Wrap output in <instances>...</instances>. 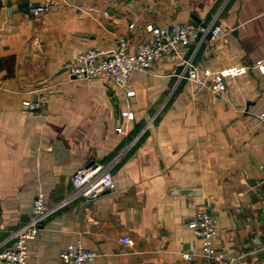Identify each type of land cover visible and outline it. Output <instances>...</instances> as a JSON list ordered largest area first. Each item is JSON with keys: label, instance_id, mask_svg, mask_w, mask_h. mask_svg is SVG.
Wrapping results in <instances>:
<instances>
[{"label": "crops", "instance_id": "crops-1", "mask_svg": "<svg viewBox=\"0 0 264 264\" xmlns=\"http://www.w3.org/2000/svg\"><path fill=\"white\" fill-rule=\"evenodd\" d=\"M30 4L50 9L34 18ZM187 21L223 31L134 70L131 97L103 77L70 75L80 51L111 50L124 36L135 52L148 24ZM190 59L249 69L216 91L181 77ZM260 59L264 0H0V251L42 191L49 206L72 200L29 242L30 264H63L60 253L78 240L97 253L92 264H219L188 225L201 208L217 215L215 245L230 264H264ZM43 97L36 110L24 105ZM92 164L109 168L115 188L73 196L74 175Z\"/></svg>", "mask_w": 264, "mask_h": 264}, {"label": "built area", "instance_id": "built-area-1", "mask_svg": "<svg viewBox=\"0 0 264 264\" xmlns=\"http://www.w3.org/2000/svg\"><path fill=\"white\" fill-rule=\"evenodd\" d=\"M49 4H30L28 13L39 18L48 12ZM146 32L151 36L142 39L135 52L129 51V41L126 37L118 38L115 47L111 50H100L90 48L80 51L75 55L74 63L70 69V75L87 82L99 77L112 81L128 96L135 94L129 90L128 83L134 70H148L153 63L167 53L179 54L180 48L198 38L202 32L211 30L213 36L222 33L223 27L216 25L213 28H206L195 22H180L171 27H160L154 24L146 26ZM185 72L181 77L187 78L200 87L212 86L214 90L220 91L224 88L225 79L248 72L249 67L245 65H233L220 70L213 71L209 68H201L193 60H185ZM256 66L264 73V60L257 61ZM45 97L40 102L25 100L24 105L29 110H36L44 103ZM129 119L134 118L133 112H123ZM257 118L264 124V110L257 113ZM117 130L122 132V127ZM75 191L73 196L81 195L86 199L111 191L115 188L112 175L108 167L101 164H92L82 167L74 175ZM72 200L71 197L64 199L56 206H49L45 194L39 191L33 201V212L29 220L12 232L15 242L13 246L0 251V262L7 264H30L29 242L34 240L48 216L58 209L64 207ZM188 225L193 229L194 234L200 239L201 254L211 258L219 264H230L223 252L216 245L219 236L217 229V215L205 208H201L188 220ZM124 244H130L128 236L120 237ZM63 264H92L97 253L84 246L81 240L72 242L60 253ZM198 256L195 251L184 253L187 260L193 261Z\"/></svg>", "mask_w": 264, "mask_h": 264}]
</instances>
